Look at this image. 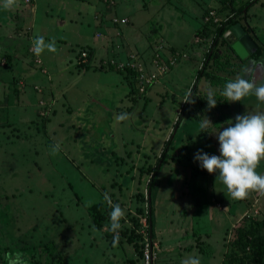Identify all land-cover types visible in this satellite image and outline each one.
I'll list each match as a JSON object with an SVG mask.
<instances>
[{
  "label": "rangeland",
  "instance_id": "rangeland-1",
  "mask_svg": "<svg viewBox=\"0 0 264 264\" xmlns=\"http://www.w3.org/2000/svg\"><path fill=\"white\" fill-rule=\"evenodd\" d=\"M107 1L18 0V7L25 9L22 22L16 21L21 14L12 9L16 19L10 26L12 48L27 65L22 68L30 70L19 88V96L25 90L27 100L19 97L7 106L6 93L0 95V264H20V260L24 264H140L134 246L139 240L127 237L132 221L138 222L140 211L145 210L152 238L159 244V264H182L193 256L201 264H222L227 253H231L229 260L240 257L253 264L255 242L264 238V227H253L264 218V197L252 193L246 200H231L215 181L217 174L201 169L194 154L203 150L219 155L215 134L229 120L264 111L254 96L228 103L219 95L224 84L243 75L245 68L253 69L257 83L264 81L261 58L232 57L220 71L209 61L205 71L217 73L219 82L211 84L204 76L194 82L208 33L196 40L197 64L188 63L185 72L182 66L188 60L182 56L171 67L182 73L169 79L164 76L168 70L138 92L131 74L97 64V58L123 62L128 53H136L146 64L153 53L166 56L163 47L156 52L162 43L178 52L189 50L202 8L215 1L201 0L200 5L191 0ZM230 1L233 7L242 3L246 19L263 26L264 0ZM105 8L109 16H99ZM114 15L126 16L127 25L112 28L107 18ZM4 18L0 14L1 24ZM106 22L98 35L96 27ZM18 25L23 28L21 35L15 29ZM28 32L44 40L61 33L62 41L56 46L65 61L53 73H43L37 66L41 61L33 59L32 41L26 48L16 40ZM91 45L95 54L87 68L77 65L78 51ZM217 46L227 49V44ZM5 62L1 55L0 65ZM49 74H54L51 81ZM191 87L196 90L194 103L182 102ZM209 90L217 100L212 109L207 108ZM121 113H128L129 119L117 122L115 117ZM205 117L212 125L201 129ZM56 144L60 150L51 155ZM257 171L264 174V161ZM148 178H152L149 191ZM104 193L125 211L115 247V234L108 230L111 208ZM99 201L107 208H96ZM92 205L95 208L89 211ZM92 212L97 213L98 225ZM17 252L23 255L17 258ZM260 263L264 264V253Z\"/></svg>",
  "mask_w": 264,
  "mask_h": 264
},
{
  "label": "clouds",
  "instance_id": "clouds-1",
  "mask_svg": "<svg viewBox=\"0 0 264 264\" xmlns=\"http://www.w3.org/2000/svg\"><path fill=\"white\" fill-rule=\"evenodd\" d=\"M18 5V0H0V8L11 10ZM47 50L56 52V42L53 38L45 42L43 36H35L32 41V51L37 57ZM243 75H237L234 80L227 81L219 95L228 103L240 102L242 99L254 96L257 107L264 105V81L259 83L253 78V69L245 68ZM207 108L216 107L217 100L215 93L209 90L206 94ZM184 103H194L192 91L186 92ZM117 122L129 119L128 113H121L115 117ZM212 122L205 117L199 125L205 129ZM218 140L219 155H209L203 150L194 154V161L199 162L201 169L208 174L216 173V180L225 190L228 198L236 201H243L249 198L252 193L264 197V174L257 171L261 162L264 161V111H257L249 114H239L234 122L229 120L227 126L222 127L215 134ZM60 145L53 146L51 155L58 154ZM104 200L111 208L109 213V231L114 233L113 247L119 242V231L122 229L120 221L125 218V211L119 204H113L108 193H104ZM20 258L23 254H15ZM20 264H24L20 260ZM182 264H201L199 257H189L182 261Z\"/></svg>",
  "mask_w": 264,
  "mask_h": 264
},
{
  "label": "crops",
  "instance_id": "crops-1",
  "mask_svg": "<svg viewBox=\"0 0 264 264\" xmlns=\"http://www.w3.org/2000/svg\"><path fill=\"white\" fill-rule=\"evenodd\" d=\"M193 3H195V5H200L201 0H191ZM215 1L214 4H209L207 5L205 8L207 7H214V9H219L220 11H222L223 13H226L228 11V6L226 7L225 5H227L228 1L223 3L224 0H213ZM254 1V0H252ZM141 4L145 5L143 2H141ZM242 3L238 4V6H240ZM230 5L231 2H230ZM25 7V6H24ZM138 7V6H137ZM15 9L18 10V12L21 14V17L19 18L18 16V20L14 19L13 17V13H12V9L11 10H3L2 8H0V14L5 17L4 21L2 22V24L0 23V57L1 55L4 56V58L6 59L5 65H0V90L2 92H0V95H4V93H6V96L8 98L7 101V106H10V103H17L19 100V97L21 98V100H27V94L25 92V90H23V93L19 96V88L24 86V76L25 73H27L28 71L26 69H23L22 67L27 66L25 63H23L21 60H19L18 58L20 56V54H18V52H15V49L12 48V44H13V34H12V29H10V26L14 23L15 24V20L17 22H19V20H21L22 18H25V14H23V8L18 7V5L16 7H14ZM142 10L144 9V6H142ZM205 8H202L199 18H200V24H202V13L203 10ZM245 13L246 10L242 9L241 14L238 16V20L237 23H239L241 25V27L244 29V32H246L249 37L251 38V40L254 42L255 44V49L253 50V52L257 49V53L253 54V52L249 53L245 58L240 59L241 61H243L244 59L250 57V56H257L261 58V64L264 65V22H263V26L260 25V27H257V25L249 22L246 17H245ZM109 11L107 10V8H105V10H101L99 16H109ZM16 17V15H15ZM106 19V17H105ZM129 19V18H128ZM25 20V19H24ZM24 20H21L24 21ZM35 21V19H34ZM36 22V21H35ZM107 22H108V18H107ZM106 23H100L97 27H96V31L97 33L100 32V28L102 26H106ZM132 23V21H129L128 25ZM102 24V25H101ZM200 26V25H199ZM198 26V27H199ZM26 29H29V26L26 25L25 26ZM196 27L194 30L196 31V29L198 28ZM17 30L18 33L23 32V28L22 25H18V27L16 26L15 28ZM229 29V28H228ZM228 29L226 31H228ZM56 30V29H54ZM194 31V32H195ZM26 33V32H25ZM61 34V33H60ZM60 34H55L52 35V37H49L48 39H45V42H49L50 40H52L53 38L55 39V42L57 44V41H62ZM34 37L32 36V33L28 32V36L22 35L20 39H16V40H20L23 45H26V48L30 45V42L33 41ZM192 40H190L189 43V50H184L182 51L184 53V58L187 59L188 61L185 62V64L182 66L183 69H185V72H187L188 70V63H191L194 61V63L197 64V61L199 59V53L196 52V40H201L198 36H195L194 33L192 35ZM162 43V42H161ZM92 47V45L90 46ZM162 48L164 49V52L166 54V56H168L171 52L174 51H178L176 50L173 46H169L165 43L159 44L156 46V50L158 51V48ZM161 48L159 49L161 51ZM56 52H48L47 50H45L41 56L37 57L40 61L41 64L37 65L40 67V65L44 68V72L48 71L50 74L53 73L54 71H56V69H58V66L60 65L61 61H65L62 57H61V53L59 51V47L56 46ZM172 49V50H171ZM186 51H189V53H187ZM162 53V52H161ZM31 56L33 54L29 53ZM95 54V49L92 48V52L89 55L88 60L90 61L91 57L94 56ZM164 54V53H162ZM23 55V54H22ZM233 55V54H232ZM235 56V55H233ZM35 55L33 56V59ZM32 58V57H31ZM237 58V57H235ZM99 58H97L98 60ZM234 60V58H233ZM240 61V62H241ZM88 62V61H87ZM238 62V61H237ZM89 63V62H88ZM239 63V62H238ZM25 64V65H24ZM237 64V63H236ZM239 65V64H238ZM46 66L52 67L51 68ZM41 67V70H43ZM264 68V66H263ZM47 69V70H46ZM49 69V70H48ZM173 68L169 69V72L167 74H165V77L169 76V79H174V77L176 76V74L182 73L180 72L179 69L177 70H172ZM40 71V70H39ZM172 71V72H171ZM13 72H15V75L13 74ZM171 73V76H170ZM18 74V75H17ZM47 77L48 81H51V79H53V75H51L52 77ZM4 75H6V77H4ZM184 76H186V74H184ZM32 80H35L37 78H35V76H33V78H31ZM8 89H11V91H8ZM37 103L39 101V98L36 99ZM39 105V104H38ZM1 106V103H0Z\"/></svg>",
  "mask_w": 264,
  "mask_h": 264
},
{
  "label": "trees",
  "instance_id": "trees-1",
  "mask_svg": "<svg viewBox=\"0 0 264 264\" xmlns=\"http://www.w3.org/2000/svg\"><path fill=\"white\" fill-rule=\"evenodd\" d=\"M227 1H228V3L225 6L226 7L228 6L227 8H228L229 12L225 13L223 15V17L220 18L219 21L215 22L212 20L211 17H209L208 20H204V16L207 15L211 9L204 10V12L202 13V17H201L203 22H202V24H200V26L194 32L195 36L203 37L202 39H204L206 37V34L210 33L209 41L204 43V44H206V46L208 43V46H207V49L204 51V54L202 57L203 64H202V67L199 70H197L196 75L194 77V82H196V80H198V78L204 76L205 78L208 79L209 83H211V84L218 83L219 82V75L217 73L214 75H211L209 72L205 71V67L208 64V62L210 61L209 64H211V67L215 71H220V70H223L224 68H226L227 66H229L232 57L233 58L236 57V56H233L234 54H233L231 48L225 42L222 35L233 23L237 22V20H238L237 18L241 14L243 6L241 4L240 6L233 7L232 5H230V2H231L230 0H224L223 3L227 2ZM221 13H223V12L220 11L219 9H214V14L217 15L218 17L221 15ZM218 43L220 45H226L227 44V49H224V48L220 49L217 46ZM80 50H86L87 52H89V55L92 52V48L90 46H84V48L80 49ZM79 51L77 53L76 60L79 56L78 55ZM172 51L173 52H171L169 55H174L175 52H178V51H174V50H172ZM257 51L258 50L256 49L253 52V54H256ZM181 53H182V51H181ZM161 57H162L161 60H165V56L163 54ZM88 62H89V60H88ZM88 62L87 61L77 62V65L82 66L83 68L84 67L87 68ZM40 67H42V66L40 65ZM171 67H173V66H171ZM108 68L111 70H116L117 72H122L121 69H115L114 66H112V65H108ZM43 73H45V72H43ZM126 73L128 75L131 74V72L128 70L126 71ZM128 84L130 85V83H128ZM190 90L192 91V93H195V91H196L193 89V87H191ZM129 94H132V93H129ZM221 100H223V98H221ZM161 154L162 155L164 154L163 151ZM156 167H157V165H156ZM154 171H155V168H153V172ZM151 186H152V178H148L147 183H146V190L149 191ZM105 203H106V201H105ZM105 203L99 201V202L95 203V206H96V208H100L102 206V209L103 208L106 209L107 206L105 205ZM94 208L95 207L92 205V206L88 207V210L90 211L91 209H94ZM92 214H93V212H92ZM96 214L94 213L92 215V218H93L92 220L97 222L96 225H98V217ZM140 214H142V211H140ZM132 222H133V226L129 230V237H127V238H129V240H132L134 238H136V239L138 238V240H139V235L135 231V229L138 227L137 219H134ZM147 222H148L149 226H151V219L149 216L147 217ZM257 226L264 227V218H262L260 221H255L253 223L254 228ZM239 229H240V227H238L236 229L237 233H238V231H240ZM134 243H135L134 246L136 247V250H137V257L140 259V246L136 242H134ZM262 253H264V238L255 242V250L253 253V255H254V263L253 264H256V263L261 264L260 261H261ZM230 255H231V253L230 254L227 253L224 255L225 261L222 260V264H245L243 261H241L240 257H233L231 260H229Z\"/></svg>",
  "mask_w": 264,
  "mask_h": 264
},
{
  "label": "built area",
  "instance_id": "built-area-1",
  "mask_svg": "<svg viewBox=\"0 0 264 264\" xmlns=\"http://www.w3.org/2000/svg\"><path fill=\"white\" fill-rule=\"evenodd\" d=\"M28 1L29 0H23L24 3ZM107 3H112V0H108ZM209 17L215 22L220 20V17L214 14V10H210L208 14L204 16V20H208ZM108 21L112 28L127 25L128 22L126 16L116 15L110 17ZM114 34L118 35L119 31H114ZM98 35H100V33H98ZM78 55L77 62L88 61L89 52L86 50H80ZM161 56V53H153L146 64H144L138 59L136 53H128L123 62L114 59L102 61L99 58L97 64L101 62L102 64H106V67L112 65L115 69L130 71L131 79L137 82L138 91L142 92L151 83L156 81L160 75L168 72L171 66H174L177 63V60L184 56V53L175 52L174 55L165 56V60H161ZM34 58L38 61L36 56ZM42 69V71H44L43 67ZM147 211L145 210L144 213L141 214V217L138 220V227L135 229L136 233L139 235L140 264H158L159 244L152 238V229L147 222V217L149 216Z\"/></svg>",
  "mask_w": 264,
  "mask_h": 264
},
{
  "label": "water",
  "instance_id": "water-1",
  "mask_svg": "<svg viewBox=\"0 0 264 264\" xmlns=\"http://www.w3.org/2000/svg\"><path fill=\"white\" fill-rule=\"evenodd\" d=\"M223 39L229 45L233 54L239 59L245 58L255 49L254 42L237 22L233 23L228 31L223 33Z\"/></svg>",
  "mask_w": 264,
  "mask_h": 264
}]
</instances>
